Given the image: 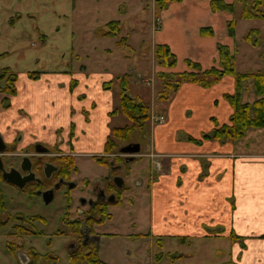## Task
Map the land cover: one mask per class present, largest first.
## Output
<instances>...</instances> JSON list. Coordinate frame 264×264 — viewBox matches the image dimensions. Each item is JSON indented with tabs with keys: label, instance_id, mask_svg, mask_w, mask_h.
<instances>
[{
	"label": "rangeland",
	"instance_id": "374dc122",
	"mask_svg": "<svg viewBox=\"0 0 264 264\" xmlns=\"http://www.w3.org/2000/svg\"><path fill=\"white\" fill-rule=\"evenodd\" d=\"M150 3L151 0H0V53H4L0 58V67L8 66L18 75L17 93L9 97L8 107L2 108L0 105V133L3 140L16 145L17 153L26 142L40 140L59 146L60 150L71 155L76 171L71 173L70 181L76 185L71 189L68 220L76 217V208L88 209V205H82L80 199H89L92 196L94 184L108 176L109 167L98 164L94 159V156L100 157L103 154L97 155L95 150L82 151L80 147H74L72 141L77 140V137L73 134L69 136L68 127L64 128V132L57 133L58 129L54 131V126L48 123V127L47 124L44 125L46 135L29 132L24 125L30 124L31 121L37 124V120L31 119L27 122L32 117L27 116L26 110L19 109L26 99L24 86L27 84L26 80H29L27 72L40 71L42 76L57 72L76 74L80 72V66L85 65L88 70H96L100 78L109 73L113 76L126 73L130 79L127 92L141 96L150 106V115L156 113V107H162L163 103H158L155 99L160 81L156 75L157 64L151 49V36L158 31L156 26H159L162 10L156 15L154 1L153 10ZM242 7V3L235 1L229 16L237 23L236 36L229 43L231 52L235 54V68L240 72H255L257 68L263 70L264 65L259 62L261 57L258 53L261 51V54H264V20L243 19L240 16ZM111 20L119 22V30L112 36L101 35L100 29L106 30V23ZM251 29L261 31L262 38L259 39L258 47H252L243 38ZM255 35L253 34V38ZM123 36H126V40L122 44H126L120 46L119 41ZM173 48L178 49V46ZM46 77L49 76H44L41 80L38 78L37 86L41 83L43 88L50 85L55 90L56 87L62 86L61 81H52L54 84H51ZM244 84L243 100L249 101L253 96L251 81ZM69 85L67 90L63 87L64 100L68 98V94L73 96V93H70L71 83ZM112 91L115 103L118 91L116 79ZM80 96L82 94L77 95V98ZM77 110L79 108H72V112ZM42 114L44 116L45 112ZM82 115L83 119L89 121L88 114ZM150 120L151 118L149 122ZM126 121L122 114H117L111 117L108 128L111 125H122ZM38 122L47 123L46 120L40 119ZM73 125L70 129L72 133ZM148 133L150 134L149 129ZM251 139L257 140V137ZM129 141L139 142L141 150H147L145 145L149 142L148 138L142 139L141 135L136 133ZM116 155L121 157L124 163L123 158L130 154ZM134 157L128 162L125 171L119 173L125 189L121 191V201L108 206L110 217L102 223L94 224L90 232L84 224L80 227L82 233L93 237L100 257L110 264L228 263L230 240L227 238L192 237L181 242L177 238L157 241L156 237L142 236L150 228V200L146 175L148 168L149 171L156 168L151 160L148 167L146 158H138V154H134ZM112 175H115V171H112ZM156 175L157 173L150 174V180ZM0 187L6 205L3 216L22 212L25 215H41L46 220H36L32 223L42 234L24 237L27 245L34 246L41 253L56 254L58 264H68L69 244L73 242L76 246L79 243L77 233L72 231L71 224L65 219L66 204L69 201L65 191L69 186L63 184L49 204H45L39 195L29 196L6 184ZM82 217L80 215L79 219L82 220ZM8 230L9 225L0 228V249H3L4 241L9 238L6 234ZM41 264L50 263L43 261Z\"/></svg>",
	"mask_w": 264,
	"mask_h": 264
},
{
	"label": "crops",
	"instance_id": "0c3cea01",
	"mask_svg": "<svg viewBox=\"0 0 264 264\" xmlns=\"http://www.w3.org/2000/svg\"><path fill=\"white\" fill-rule=\"evenodd\" d=\"M209 2L180 0L169 3L161 11L160 23L156 26L158 31L151 36V49L157 43L167 44L176 63L164 68L156 65V72L186 70L187 59L198 62L202 69L218 66L217 44L227 45L231 50L229 43L236 36V29L234 36L227 32L230 12L212 11ZM150 5L153 10V0ZM206 26L211 27L213 35L200 33V28ZM257 30L261 40V31ZM248 43L252 47L260 45ZM233 56L235 58V54ZM258 56L264 65V54L260 51ZM256 71L261 70L257 68ZM42 75L40 80L49 76L46 78L51 84L61 81L62 86L55 90L50 85L43 88L40 83L37 86L38 79L26 80V103L23 102L19 109L26 110L27 116L32 117L27 122L33 119L37 124L31 121L24 126L33 134H45V124L48 127L50 123L54 131L60 129L61 132L68 127L69 133L74 124L72 134L77 137L72 141L74 147L103 154V144L110 129L108 125L113 117L110 112L115 103L112 87L103 89L102 83L116 75L109 73L100 78L96 70H88L85 65H81L76 74ZM73 80L76 82L70 92L73 96L67 93L68 98L64 100L63 87L69 89ZM233 89L232 76H224L207 88L184 82L168 102L156 107V114L164 115V121L152 125L150 120V134L145 137L149 139L145 145L147 150L138 154V158L147 159L148 167L149 154H157L155 159L161 165V169L149 171L148 168L147 171L150 228L142 236L163 240L177 238L181 242L192 237L227 238L230 240V260L226 264H264V128L249 129L244 139L236 142L204 139L197 144L186 138H199L202 133L212 130L215 127L213 118L218 125L229 122L232 108L223 94ZM79 94L82 96L78 99ZM72 108L79 110L72 112ZM82 112H87L89 121L83 119ZM38 119L47 123L38 122ZM152 173L157 175L150 180ZM121 184L124 186L123 179ZM231 232L238 238H231Z\"/></svg>",
	"mask_w": 264,
	"mask_h": 264
},
{
	"label": "trees",
	"instance_id": "16d2710c",
	"mask_svg": "<svg viewBox=\"0 0 264 264\" xmlns=\"http://www.w3.org/2000/svg\"><path fill=\"white\" fill-rule=\"evenodd\" d=\"M154 12L157 15L158 12L167 8L169 3L180 0H153ZM240 2L243 7L240 12V16L243 19H261L264 20V0H234L233 2H225L224 0H210L209 5L212 11H227L232 12L234 9V2ZM18 17V15H16ZM119 22L117 20H111L106 23L108 27L106 30H101V35H115L119 30ZM235 19H230L227 22V32L230 36L235 35ZM200 33L205 36L213 35L211 27H201ZM253 34H256L253 38ZM245 40L252 45H258L259 33L257 29H251L244 36ZM126 40V36L120 38L119 45ZM218 66H212L207 69H202L198 62L187 59V70L179 72H165L159 70L156 72L157 78L160 81V86L156 91V101L158 103L168 102L172 95L178 90L184 82H190L197 84L201 87H211L224 76H232L234 79V89L230 93H224L223 98L229 103L232 108V113L229 116V122L226 124L218 125L217 121L213 118L215 127L201 134L199 138L186 136L189 141L200 144L204 139L210 140H223L236 142L242 140L246 136L249 129H261L264 128V70L255 72H240L237 71L234 64V56L227 45L218 43ZM4 53H0V58ZM153 55L157 66L160 68L172 67L176 63V57L170 50L167 44L157 43L153 48ZM42 72L40 71H28L27 77L31 80H36L40 77ZM117 80L118 91L117 99L113 109L110 112L111 116L122 114L126 118V122L122 125H111L110 130L105 138L102 153L103 156H94L96 162L100 165L110 167V165L117 162H121L122 158L118 155V147L122 143L128 142L132 136L137 133L144 139L148 133L149 119H150V106L145 102L141 96L131 95L127 92L130 85V79L128 74H121L114 76L110 81L103 82V89H110L113 86V82ZM18 81V75L15 74L10 67H0V92L4 94L0 105L2 108L9 106V97L14 96L17 93L16 82ZM251 81L252 92L254 98L249 101H244L241 97L242 91L245 88V82ZM76 82L71 81V88L75 86ZM248 84V83H247ZM87 114V112H85ZM72 126V125H71ZM60 129L57 130V133ZM72 135L70 131L69 136ZM65 164L63 171L68 175L71 171H76V165L73 158L70 156H64ZM124 159V158H123ZM111 187L115 191L116 200L112 203H119L121 201V191L125 189H117ZM69 202V201H68ZM111 202H95L87 209L88 215L84 218L85 224L90 227L94 224L102 223L110 217L108 213V206ZM4 206V197L0 191V208ZM68 211L65 213V219H67ZM35 219V217H32ZM80 222L74 221L71 223L72 231L77 233L79 238V245L76 249L68 251L67 261L68 264H109L102 260L99 256L95 242L89 240L86 244H81L83 235L79 232ZM231 238H238L236 234L231 232L229 234ZM157 241H161L158 238ZM161 244V242L159 243ZM173 256V255H171ZM159 257V255H158ZM45 262L48 261V255L44 258ZM160 259V258H158ZM39 264V262H36Z\"/></svg>",
	"mask_w": 264,
	"mask_h": 264
},
{
	"label": "flooded vegetation",
	"instance_id": "af4514ba",
	"mask_svg": "<svg viewBox=\"0 0 264 264\" xmlns=\"http://www.w3.org/2000/svg\"><path fill=\"white\" fill-rule=\"evenodd\" d=\"M3 97L4 94H2V96L0 97V102ZM134 142L136 141H128L125 144H133ZM125 144H122L120 146H124ZM0 145L3 147V149L0 151V158L3 169H5L6 171H10V169L16 170L19 177H13L17 179L18 182L22 183V187H19L15 183L6 181L3 178L1 169L0 186L6 184L15 187L20 192L26 193L29 196L33 194L39 195L45 204H49L53 201L56 191L63 184H67L69 186V189H67L65 193L67 195V198H69V202L66 204L69 214V210L71 208V189H73L76 184L70 181V175L75 171H71L68 175H66L62 169L65 164L64 156H66L67 154L60 150L59 146L44 143L40 140H31L26 142L23 146H21V148H19L20 151H18L17 153L16 145H14V143H11L10 141L3 140L1 133ZM116 154H119V152ZM67 156L71 155L68 154ZM24 157L27 158L23 160ZM123 160L124 163L121 161L110 165V173L108 174V176H106L104 180H100L98 181V183L94 184L92 196L89 197V199H80L82 205L87 204L88 207H90L95 202L104 201L111 202L112 204V202L116 200L115 191L111 187V185L115 186L117 189H121L124 187L122 186V184L120 187L117 186L113 180L116 176L121 177V175L119 174L120 171H125V167H128L129 160H127V156H125ZM112 171H115V175H112ZM50 190H52V193L48 192ZM0 191L2 195H4L1 187ZM44 192H47L46 195H43ZM48 195H52V198L49 202H45V198ZM112 196H114V199L110 200ZM75 210L76 217H73L74 219L71 220L66 219L67 222L70 224L74 221L80 222L79 232L81 235H83L81 244H86L87 242H89V240L94 241L93 237L90 238L88 234L85 235L80 230L81 225L84 224L88 228V231H91L90 227H88L83 221L84 218L88 215L87 210L78 208H76ZM4 211H6L5 200L4 206L0 208V228L9 225V230L6 233L9 238L4 241V246L2 247L3 249H0V264H2V262L4 264H36V262H39L41 264L45 260L44 258L46 257V254L48 255V261L58 264V256L56 254H53L52 252L41 253L36 250L34 246L27 245L24 239V237H26L27 235L42 234V231L37 230L32 223L36 220L45 222L46 220L43 216L25 215L22 212H14L12 214L8 213L3 216ZM78 211H80V213H78ZM80 215L83 216L82 220L79 219ZM32 217H35V219H32ZM48 244H50V240L48 241ZM78 245L79 243L76 244V246L75 243H70L68 246L69 251L76 249ZM96 249L98 252L97 246Z\"/></svg>",
	"mask_w": 264,
	"mask_h": 264
},
{
	"label": "water",
	"instance_id": "95a60500",
	"mask_svg": "<svg viewBox=\"0 0 264 264\" xmlns=\"http://www.w3.org/2000/svg\"><path fill=\"white\" fill-rule=\"evenodd\" d=\"M3 149V147L0 145V151ZM119 153L121 154H130L127 156V160H133L135 157H134V154H139L140 151H141V146H140V143L139 142H134L133 144H130V143H127L125 144L124 146H121L119 149ZM27 157H24L23 160H25ZM0 169L2 170V175H3V178L8 181V182H11V183H15L17 184L19 187H22V183L18 182L17 179H15L13 176H18V172L14 169H10V171H6L5 169H3L2 167V164H1V158H0ZM15 171V172H13ZM14 173V174H13ZM114 182L117 186H121V183H122V179L121 177L119 176H116L114 177ZM49 193H52V190L48 191ZM47 192H44L43 195H46ZM52 198V195H48L46 198H45V202H49ZM114 199V196L111 197L110 200H113Z\"/></svg>",
	"mask_w": 264,
	"mask_h": 264
},
{
	"label": "built area",
	"instance_id": "2783aa9c",
	"mask_svg": "<svg viewBox=\"0 0 264 264\" xmlns=\"http://www.w3.org/2000/svg\"><path fill=\"white\" fill-rule=\"evenodd\" d=\"M150 116H151L150 117L151 118V122L162 123L163 120H164V115H162V114L153 113ZM149 156L151 158V161L154 163L155 168L156 169H160V167H161L160 162L155 159L158 155L150 153Z\"/></svg>",
	"mask_w": 264,
	"mask_h": 264
}]
</instances>
